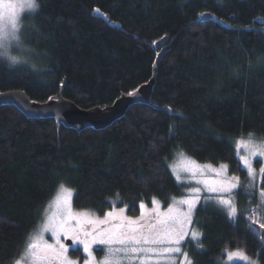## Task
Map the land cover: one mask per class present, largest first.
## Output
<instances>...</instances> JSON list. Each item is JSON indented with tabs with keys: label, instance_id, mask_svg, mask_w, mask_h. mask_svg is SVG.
Returning a JSON list of instances; mask_svg holds the SVG:
<instances>
[{
	"label": "trees",
	"instance_id": "trees-1",
	"mask_svg": "<svg viewBox=\"0 0 264 264\" xmlns=\"http://www.w3.org/2000/svg\"><path fill=\"white\" fill-rule=\"evenodd\" d=\"M36 2L21 19L27 63H0V92L22 90L44 102L62 86L81 108L111 105L150 79L152 44L167 36L170 46L150 100L160 108L135 104L103 130L60 126L58 133L53 119L0 106V264L19 258L62 185L73 189L74 209L98 215L125 207L135 216L141 203L183 196L188 185L170 169L179 152L225 163L240 180L233 218L211 199L197 204L192 226L201 238L181 245L191 264H220L226 250L264 264L254 226L264 222V180L249 187L234 142L250 134L264 141V0ZM203 12L228 27L198 22Z\"/></svg>",
	"mask_w": 264,
	"mask_h": 264
},
{
	"label": "snow or ice",
	"instance_id": "snow-or-ice-1",
	"mask_svg": "<svg viewBox=\"0 0 264 264\" xmlns=\"http://www.w3.org/2000/svg\"><path fill=\"white\" fill-rule=\"evenodd\" d=\"M3 4L4 0H0V5ZM5 6L10 11L6 17H0L4 20L0 24V63L13 67L21 63L17 56L9 54L13 47H21L19 37L21 26L18 23L20 11L27 8L35 12L39 5L36 0H20L19 3L9 2ZM96 11L99 12V9ZM250 151L252 156L264 157V145H253ZM242 161L249 175L253 176L254 173L249 160L242 158ZM223 167L226 168V166ZM193 174L195 175V171H193ZM261 175H264V168L261 169ZM233 179L235 180V178ZM200 182L198 181V183ZM203 183L207 185V182ZM235 186L234 182L227 181L219 188L208 187V191L230 193ZM61 188L62 191L55 201L57 211L50 215L42 225L41 234L25 246V253L21 261H17V264H76L75 261L69 259L67 255L69 248L61 241V237L64 240H70L72 245H82L83 252L86 254L85 264H95L93 245L105 246L107 250L101 264H122L123 259H127L131 264L138 254H145L146 256L148 253H154L157 257L165 258L168 264H176L173 254L181 252L180 245L189 235L188 225L191 224L192 213L199 199V197H193L181 200L178 203L187 205L186 212H176L173 207H170L164 220H158L157 224H144L140 223V220H143L144 217L145 205L143 203L140 204V220L124 217V209H120L119 212L109 211L106 213L105 218L101 220L92 218L86 212L74 214L69 199L71 190L64 189L63 186ZM193 191L199 192L200 190L194 189ZM260 195L262 203H264V191ZM219 203L230 209V217L236 215L237 210L230 199L221 197ZM115 219L125 220L126 223L111 225V221ZM253 223H256V221H253ZM105 224L110 226L106 228L97 227ZM88 225H91V228ZM260 228L264 229V222L260 223ZM45 232L51 233L52 238L55 239V246L39 243ZM191 236L193 240H198L200 234L192 231ZM261 239L264 240V232L261 233ZM183 255L187 261V254ZM232 255L245 261V264H257V261L249 260L244 253L237 252ZM157 264H159V260H157ZM187 264H190V261Z\"/></svg>",
	"mask_w": 264,
	"mask_h": 264
},
{
	"label": "rangeland",
	"instance_id": "rangeland-1",
	"mask_svg": "<svg viewBox=\"0 0 264 264\" xmlns=\"http://www.w3.org/2000/svg\"><path fill=\"white\" fill-rule=\"evenodd\" d=\"M9 2L19 3L20 0H4V4L0 5V17H6L7 16V13L10 11V9H8L5 5ZM30 12H31V10H29L27 8L20 11V16H19V20H18V23L20 24V26H21V19H22L23 15L26 13H30ZM3 22H4V20L0 19V24H2ZM19 37L21 38V27H20V31H19ZM20 42H21V39H20ZM23 45L21 44L20 48L13 47L9 52L10 55H15L18 57V59H20V61H21L20 64H26L27 63V58H28V54H29L28 50L26 48H24ZM234 142H235V147H236L237 154H238L239 160L241 162L242 168H244L247 171V174L249 177V187L259 188L262 180H264V175H261V169L264 168V157L252 156L250 150H251L253 145H264L263 139L262 140H256V139H251V138H239V139H236ZM242 158H247L249 160V162L251 163L252 170L254 173L253 176L249 175L247 168L243 164ZM258 161H259V163H258ZM223 166H226V168H224ZM170 169H171L172 174L174 175V177L176 179H177V177H179V179H177V181H179V183L181 182V183L188 185L186 194H184L183 196L174 198L168 205H163L159 200L153 199V201L151 202V204L149 206L145 205V209L143 210L144 211L143 220H140L141 212L139 213V215L131 216V215H128L126 213L125 207H115L109 211L119 212L120 209H124L125 210L124 217H127L128 219L140 220V223H144V224H149V223L157 224L158 220H164L165 219V214L168 213V209L170 207H173L176 210V212H186L187 211V205H180L178 203L179 201L184 200V199L193 198V197H199L198 202L196 203L195 208H194L193 213H192L191 224L188 225L189 235L185 238V240L188 238L193 240L192 236H191V232L195 231V232L200 234L198 240H193V241L197 242L201 238V232L197 228L192 226L193 225L192 221H193V217L195 214V210L198 206L197 204H199V202L202 200L211 199V200L215 201V204L220 205L225 210L226 214H228V216H229L230 209L227 206L220 204L219 200L221 197L224 199H230L232 202V205L236 208V203H234L235 199H234L232 193L234 190H236L240 186V180L235 175H231L229 173L228 167L225 163H221L218 165H213L211 163L210 164L209 163H200V162H197L196 160L192 159L191 157L187 156L186 154H184L182 152L176 153L174 155V157L170 161ZM193 171H195V175L193 174ZM233 178H235V180ZM198 181H201V182L198 183ZM227 181H232L236 184V186L232 189V191L230 193L224 192V191H217V192L208 191V187L219 188L221 185H224L225 182H227ZM203 182H207V185ZM63 188L71 190V196L69 199H70V206H71V209H72L74 214H80V213L86 212L92 218H98V219L103 220L105 218L106 213L109 212V211H107L103 215H98V214H96L92 211H89V210L76 209V208L74 209V206L72 204L73 189H71L67 186H63ZM194 189H199L200 191L194 192L193 191ZM61 191H62V188L60 186L58 188V190L56 191V193L54 194V196L48 202L47 206L45 207V209L43 211L44 212L43 218H42L41 222H39L40 224L38 225V227L31 234L28 243L30 241L35 240L41 234L42 225L47 221V219L50 215H52L54 212L57 211V208L55 207V201H56V199L59 196ZM230 218H233V217H230ZM122 222L126 223L125 220L115 219V220L111 221V225L120 224ZM73 223H75V221H73ZM109 226L110 225L105 224V225H98L97 227L106 228ZM88 227L91 228V225H88ZM61 241L66 246H68V248H69L68 253H67L69 259L75 261L76 264H85L86 254L83 252L82 245H72V242H70L68 244L66 242L70 241V240H64L63 237H61ZM39 243H41V244L47 243V244H51V245L55 246V239L52 238L50 232H45V233H43V239L40 240ZM27 244H25V245H27ZM181 245H180V247H181ZM157 247H160V246H157ZM98 250H100V253L98 252ZM106 251L107 250H106L105 246L93 245V254L95 257V264H101V262L103 261L105 255H106ZM74 252L78 253V255L73 254ZM237 252H241V253L246 254L245 252H243L241 250H226L224 252V255L221 256V258L219 259V263L220 264H233V263L245 264V261L239 259L235 255H232V254H235ZM24 253H25V248H24L23 252L21 253V255H19V258L16 259V261H21L20 257H22L24 255ZM183 254H185V253H183L182 248H181L180 253L173 254L175 261H176V264H187V262L190 261L188 256H187V261H186ZM246 256L248 257L249 260L257 261V264H258V260L255 257L250 256L248 254ZM157 260H159V264H168V262L166 261L165 258L157 257V255L154 253H148V254H146V256H145V254H138L137 257L134 260H132L131 264H157ZM15 264H17V262ZM122 264H129V261L127 259H123ZM190 264H191V261H190Z\"/></svg>",
	"mask_w": 264,
	"mask_h": 264
},
{
	"label": "water",
	"instance_id": "water-1",
	"mask_svg": "<svg viewBox=\"0 0 264 264\" xmlns=\"http://www.w3.org/2000/svg\"><path fill=\"white\" fill-rule=\"evenodd\" d=\"M95 15V11H93ZM198 22L213 21L223 27L228 25L219 20L210 12H203ZM170 45H167V36L160 38L152 44L155 51V59L152 64V75L150 79L141 84L137 89L133 90L132 95L121 94L111 105L94 106L91 108H81L74 101L63 96L62 86L59 93L50 96L44 102H37L30 99L22 90H10L0 92V106L10 105L15 107L21 114L28 119H53L55 121L57 131L60 133V126L73 129L77 133L84 129L103 130L113 123L121 119L129 109L135 104H143L151 106L154 109L160 107L152 103L151 97L156 81L157 67L160 59ZM258 229L260 236L264 229L259 224H254ZM67 241L66 243H70Z\"/></svg>",
	"mask_w": 264,
	"mask_h": 264
},
{
	"label": "flooded vegetation",
	"instance_id": "flooded-vegetation-1",
	"mask_svg": "<svg viewBox=\"0 0 264 264\" xmlns=\"http://www.w3.org/2000/svg\"><path fill=\"white\" fill-rule=\"evenodd\" d=\"M20 258H22V257H20ZM17 261L15 260V261H13L11 264H15Z\"/></svg>",
	"mask_w": 264,
	"mask_h": 264
}]
</instances>
